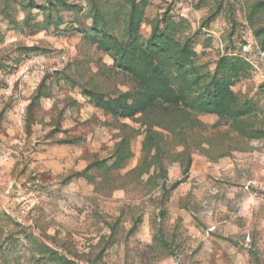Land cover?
<instances>
[{
	"label": "rangeland",
	"instance_id": "obj_1",
	"mask_svg": "<svg viewBox=\"0 0 264 264\" xmlns=\"http://www.w3.org/2000/svg\"><path fill=\"white\" fill-rule=\"evenodd\" d=\"M264 0H0V264H264Z\"/></svg>",
	"mask_w": 264,
	"mask_h": 264
},
{
	"label": "built area",
	"instance_id": "obj_2",
	"mask_svg": "<svg viewBox=\"0 0 264 264\" xmlns=\"http://www.w3.org/2000/svg\"><path fill=\"white\" fill-rule=\"evenodd\" d=\"M258 162L264 175V149H262L258 155Z\"/></svg>",
	"mask_w": 264,
	"mask_h": 264
}]
</instances>
